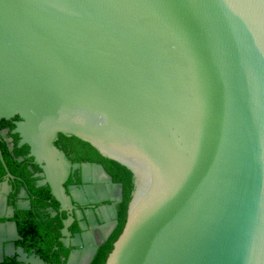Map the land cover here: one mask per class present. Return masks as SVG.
Instances as JSON below:
<instances>
[{"label": "water", "instance_id": "1", "mask_svg": "<svg viewBox=\"0 0 264 264\" xmlns=\"http://www.w3.org/2000/svg\"><path fill=\"white\" fill-rule=\"evenodd\" d=\"M16 115L12 132L41 168L38 184L67 212L63 245L106 211L112 219L63 264H90L117 225L123 184L85 162L80 182L92 169L107 188L86 199L89 185H65L80 164L55 145L59 133L132 171L105 264H264V0H0V119ZM0 161V217L13 216L1 147ZM97 201L103 215L75 206ZM75 220L84 232L72 235ZM8 226L19 236L15 221L0 231Z\"/></svg>", "mask_w": 264, "mask_h": 264}, {"label": "trees", "instance_id": "2", "mask_svg": "<svg viewBox=\"0 0 264 264\" xmlns=\"http://www.w3.org/2000/svg\"><path fill=\"white\" fill-rule=\"evenodd\" d=\"M17 119H19L18 115L11 119H0V133L3 129L8 128L6 135L1 136L0 147L6 165L13 174V177L9 180L13 185L11 195L14 196L15 192L23 185L31 200V208L16 209L15 211L14 219L21 236L19 242L26 248L35 247L37 253L45 261L52 264H62L69 253V249L59 239L63 225L62 219L66 214L63 211L61 215H52L49 208H57L58 202L50 193L49 185H36V178L33 173L35 170H41V168L34 162L33 156L28 155L29 146L27 144L18 145L19 135L12 132L15 127L14 121ZM9 137L12 138V149H10L9 141L7 140ZM54 143L67 155L70 149V151L72 150L75 154L80 155L81 159L100 161L112 176L113 181L123 184V198L116 204L117 225L106 241L99 246L90 262V264H105L106 258L113 248V243L126 222L128 203L134 188L132 171L126 165L103 156L89 142L74 135L67 136L59 133L58 139ZM80 150L84 153L80 154ZM4 173L5 169L0 161V179ZM76 177L79 181L80 175L78 174ZM78 228L75 220L73 229L77 230ZM1 264H20V262L15 257H7Z\"/></svg>", "mask_w": 264, "mask_h": 264}, {"label": "flooded vegetation", "instance_id": "3", "mask_svg": "<svg viewBox=\"0 0 264 264\" xmlns=\"http://www.w3.org/2000/svg\"><path fill=\"white\" fill-rule=\"evenodd\" d=\"M79 153L80 154H83L84 152L82 150H80ZM67 157L71 160L72 163H79L80 166L78 168L74 169V170L71 169L70 176L67 179V181L64 183L65 185L73 184V185H76L77 188H79V189H84V187H85L86 184L89 185L92 190H90V191L85 190V198L86 199H90L91 196H93V194H95V196H98L99 193H100V191L103 188H107L106 187L107 183L104 182L103 180L99 179L98 172H96L95 170L90 169L89 171H87L86 174H88V177H89L88 182L82 183V182H80V180L78 181V179L76 177V175H78V174L80 175V172H82V169H83L82 164L83 163H85V162L101 163L100 161H97V160H89V159H81L80 158L81 157L80 155L75 154L72 150L70 151V149H69V154L67 155ZM19 159H21V157H19ZM83 171H85V170L83 169ZM40 172H42V170H35L34 173H33V176L36 178V185H39L38 184L39 180H43L44 179L43 176H41V177L39 176V173ZM3 175H2V178L0 179V181L3 180ZM9 183H10V181H9ZM10 184L12 185V183H10ZM22 188H24L26 190V188L23 185H21L20 188L15 192V195L14 196L11 195L12 190H13V187H12V190L10 192H8L7 194L2 193L3 196L4 195L6 196L7 205H11V206L14 207V211H13L14 214H13V216H5L4 215V216L0 217V222H10V221H15L16 222V220L14 219L15 211H16V209H18V207H17L18 206V203L21 202V201H23V200H25V201L26 200H29L30 201V208H31V200L29 198V194H28L27 197L24 196V195H22L21 194V189ZM26 192H27V190H26ZM0 197H1V195H0ZM104 203H106V202L105 201H97V202H91V203L82 204V205L76 203L75 206L77 208L81 209L85 213L88 210H92V212H94L96 214H99L100 213L101 215H103L101 213L102 211H101V208L100 207ZM113 203L117 204V202H113ZM58 208H59L58 206L55 209L52 208V210L49 208L51 210V212H52V215H56V214L61 215V213L63 211L62 212L59 211ZM27 209H29V208H27ZM6 211H7V207H6L5 212ZM65 214L67 215V212H65ZM70 214L75 215V210L74 209L71 210L70 211ZM106 214H107V218H104L103 217V219H102L100 217V222H99L98 225L88 226V228L86 230H84L85 231V234L82 235V238L80 239V242L77 243V244H74V245L71 244V247L68 248L69 251L72 248H75V249H83V248L88 247L89 245L93 244L95 242V240H97L101 236V234H102V228H99V226L102 225V224H104V223H108L109 221L112 220L111 217L109 216V212L108 211H106ZM66 215H65V217H66ZM65 217H63V218H65ZM73 224H74V222L69 226V229L72 232V235L75 234L76 232H80V233L84 232L82 230L80 231L79 228L77 230H74L73 229ZM17 231H18V229H17ZM3 233L5 234V236H3L4 235ZM18 234H19V232H18ZM20 238H21L20 234H19V236H16V234H15V232L12 229L11 226H8L7 229L4 232L0 231V254H1V252L2 253H5L7 249L9 250V253L12 254V255H9V256H6L5 255L4 260L7 257H15V258L18 257L19 258V257H23L25 255L24 256L25 258H27V257L33 258L34 256L39 255L37 253L35 247L30 246V248H26L24 245H22L19 242ZM18 249H20L21 252H19ZM84 254H86V253H80L79 256H81V255L83 256ZM2 262H0V264ZM25 263H26L25 261L20 262V264H25ZM47 263L48 264H52V263H49V262H47ZM81 263H82L81 257H79L74 262V264H81ZM27 264H39V263L38 262L28 261Z\"/></svg>", "mask_w": 264, "mask_h": 264}]
</instances>
